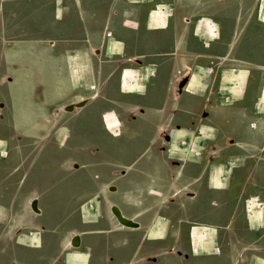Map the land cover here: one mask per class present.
Masks as SVG:
<instances>
[{"label": "crops", "instance_id": "obj_1", "mask_svg": "<svg viewBox=\"0 0 264 264\" xmlns=\"http://www.w3.org/2000/svg\"><path fill=\"white\" fill-rule=\"evenodd\" d=\"M20 123L90 161L0 201V264H264V0H0V159Z\"/></svg>", "mask_w": 264, "mask_h": 264}, {"label": "rangeland", "instance_id": "obj_2", "mask_svg": "<svg viewBox=\"0 0 264 264\" xmlns=\"http://www.w3.org/2000/svg\"><path fill=\"white\" fill-rule=\"evenodd\" d=\"M8 88H13V91H15V96L18 102L19 110L20 111L23 110L25 108L24 105L27 100L26 92L29 89V87H8ZM76 111L77 110H75L73 114H68V113L63 114L65 112L63 111V108H62V113L54 115L51 118L52 120L51 123H47L43 130H45L46 133H48L49 131L53 132L58 128V126L64 125L67 122V125L70 127V129L68 130L73 131V129H75L76 127V123H78V119L80 118V115H82V112H80V110L79 112H76ZM66 115L67 116L74 115V116H72L73 118H66ZM15 128L16 129L14 130H17V132L14 134L18 135L19 140L13 141V142L10 141V144L7 145V148H4V146L2 147L5 155L3 156V158L0 159V165H1L0 170L3 167L4 170H8V172H11V170L17 168L16 179L18 180L20 184L19 200L21 203L25 202V198L29 197V194H31L32 188L33 189L37 188L38 190H40L39 188L41 187H39V185L43 184V182L48 183L51 180H55V179L58 180L59 178L58 172L56 173L46 172L44 173L46 174L45 177H43L42 173L39 174V172L37 171V168H39L38 167L39 165L42 169H44V171H47V169L49 168L58 166L59 163H62L64 165L65 162H67L68 167L71 168V165L73 163H74L73 164L74 166L76 165L79 166L82 163L90 161V157L81 156V155L76 154V150L74 149V147H75V144L77 143L72 137H71L72 139L69 138L66 142L67 155H64V154L63 155H58V154L57 155H37L36 153L39 150H41L40 152H43L42 151L44 150L43 148L48 147V145L45 146V143H44L45 141L28 140L26 134L23 133L26 131V124H21V123L19 125L16 124ZM1 132H2L1 135L5 137V136H10L11 132H14V131L11 130L9 124H4V128L2 129ZM53 142L54 143H52V147H54L56 151H58V141L55 140ZM28 149H30L29 151L30 154H27ZM67 173H68V180L75 179V174H74L75 172L71 170ZM46 195H49V194H46ZM22 205L20 207V210H22ZM13 208H14L13 209V214H14L17 212V209H16L17 206L15 205V207ZM24 210L26 211V208H24ZM10 214H12V211L4 215L5 217H7V216H10ZM3 223L4 225L9 226L10 219L6 218ZM4 242L6 243L7 241H4ZM4 242L2 238H0V247H3ZM8 243L10 242L8 241Z\"/></svg>", "mask_w": 264, "mask_h": 264}, {"label": "flooded vegetation", "instance_id": "obj_3", "mask_svg": "<svg viewBox=\"0 0 264 264\" xmlns=\"http://www.w3.org/2000/svg\"><path fill=\"white\" fill-rule=\"evenodd\" d=\"M16 173L17 168L11 170V172L4 170L3 167L0 170V201L4 203L14 200L18 194L16 188L18 183V180L16 179Z\"/></svg>", "mask_w": 264, "mask_h": 264}, {"label": "bare ground", "instance_id": "obj_4", "mask_svg": "<svg viewBox=\"0 0 264 264\" xmlns=\"http://www.w3.org/2000/svg\"><path fill=\"white\" fill-rule=\"evenodd\" d=\"M95 98V97H94ZM87 100V99H86ZM85 100H82L81 102H78V103H73V104H70L68 107L64 108L63 111L65 113H72L73 111L76 110V105H79L80 103H84ZM70 108H73V111L72 112H68L67 110L70 109ZM67 109V110H66ZM32 213H34L35 215H40L41 214V209L39 207V200L38 199H34V202L33 204L31 205L30 207ZM76 239V238H75Z\"/></svg>", "mask_w": 264, "mask_h": 264}, {"label": "water", "instance_id": "obj_5", "mask_svg": "<svg viewBox=\"0 0 264 264\" xmlns=\"http://www.w3.org/2000/svg\"><path fill=\"white\" fill-rule=\"evenodd\" d=\"M83 105H84V103H81V104H79V105H76V109H77V108H81ZM67 111L72 112V111H73V108H70V109H68ZM117 218L119 219L120 222H124V223H126V224H129V223H130L127 219H125V221H123V220L121 219L120 214L117 215Z\"/></svg>", "mask_w": 264, "mask_h": 264}]
</instances>
